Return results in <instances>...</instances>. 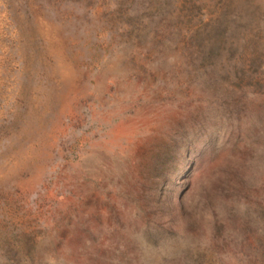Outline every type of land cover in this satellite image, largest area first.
Masks as SVG:
<instances>
[{"label": "rangeland", "instance_id": "rangeland-1", "mask_svg": "<svg viewBox=\"0 0 264 264\" xmlns=\"http://www.w3.org/2000/svg\"><path fill=\"white\" fill-rule=\"evenodd\" d=\"M0 264H264V0H0Z\"/></svg>", "mask_w": 264, "mask_h": 264}]
</instances>
